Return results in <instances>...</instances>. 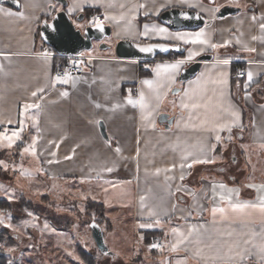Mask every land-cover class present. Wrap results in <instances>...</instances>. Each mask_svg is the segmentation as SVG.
<instances>
[{"label": "crops", "instance_id": "0c3cea01", "mask_svg": "<svg viewBox=\"0 0 264 264\" xmlns=\"http://www.w3.org/2000/svg\"><path fill=\"white\" fill-rule=\"evenodd\" d=\"M241 1L232 5L240 8L238 12L215 18L216 9L231 4L66 0L65 11L71 18L89 8L103 19L109 17L104 23L110 26L112 39L105 52H85L90 59L83 73L67 84L54 76L60 60L37 35L41 20L62 6L53 0H18L16 8L0 3V131L10 135L22 127L26 136L21 140H35L36 155L48 177L87 182L92 190L87 197L103 204L111 222L107 233L130 228L136 241L142 238L145 243V233L156 231L162 248L151 249L145 243L147 250L137 253L154 256V264H264L259 253V245L264 244V214L229 207L259 204L264 197V31L260 28L264 0ZM171 8L196 11L210 22L195 30L171 31L158 21ZM154 28L168 32L160 34ZM200 31L208 45L185 44L174 35ZM121 39L180 44L184 51L176 58L151 60L147 70L142 61L115 56L113 45ZM225 42V47L210 46ZM190 51L212 54V59L203 61L196 75L184 82L178 80L181 69L200 55L181 65L174 78L163 70L157 75L156 65L184 59ZM225 59L227 65L219 63ZM236 63L245 71L238 80L231 79ZM221 74L226 85L211 83ZM144 80H152L153 87ZM41 88L43 92L33 97ZM140 93L146 108L127 103L130 94L139 99ZM32 103L40 107L25 111L24 105ZM184 103L201 106L184 108ZM233 112L239 114V121ZM160 113L172 117L168 129L158 122ZM221 124L228 127L219 129ZM194 159L214 162L193 163ZM124 184L131 185L130 205L122 200ZM214 207L225 211L213 214ZM178 240L183 242L173 251Z\"/></svg>", "mask_w": 264, "mask_h": 264}, {"label": "rangeland", "instance_id": "374dc122", "mask_svg": "<svg viewBox=\"0 0 264 264\" xmlns=\"http://www.w3.org/2000/svg\"><path fill=\"white\" fill-rule=\"evenodd\" d=\"M215 3L241 5L242 1ZM104 43L112 47L110 37ZM107 50L94 43L89 53ZM174 90L175 87L169 97ZM22 135L26 136L23 132ZM23 142L19 140L12 147L0 143V161L4 162L0 165V214L4 220L0 224V264H90L92 260L94 264H154V256L137 254L147 248L142 238L136 241L129 227L123 233L120 228L107 233V223L95 210L86 208L87 196L92 192L87 182L48 177L40 157L32 154L33 143ZM26 147L28 152L24 151ZM130 187L124 184L122 189V200L128 205L132 203ZM91 221L100 225L103 241L112 255L96 248L88 227ZM7 224L13 227L8 228ZM9 248L14 251L9 252Z\"/></svg>", "mask_w": 264, "mask_h": 264}, {"label": "water", "instance_id": "95a60500", "mask_svg": "<svg viewBox=\"0 0 264 264\" xmlns=\"http://www.w3.org/2000/svg\"><path fill=\"white\" fill-rule=\"evenodd\" d=\"M62 6V9L52 13L51 17L41 20L39 25V37L41 41L49 46L56 55L61 57L76 56L80 53L89 52L94 43L99 44V49H107L109 46L105 45L104 39L111 34L110 26L104 24V30L92 27L90 22H87L83 13L78 14L76 17L71 18L65 11L66 0H53ZM213 3L215 0H208ZM6 3L11 7H18L17 0H0V3ZM50 9V8H49ZM240 10L239 7L232 5H223L216 11L215 18H223L232 15ZM158 21L168 27L171 31L181 30H195L202 26L208 25L210 20L206 19L202 14L190 9L171 8L163 11ZM75 23L80 25L76 26ZM53 29H56L55 31ZM153 44H163L168 50L164 51L160 48H154L152 52H141V47H146ZM184 47L180 44H171L167 42H144L139 43L131 40L121 39L113 45V52L117 58L138 60V61H151L155 60L158 56H166L170 52L182 53ZM212 54L206 53L198 56L193 62L187 63L181 69L178 80L181 82L187 81L194 77L198 72L203 61L211 60ZM176 90V89H175ZM160 124L168 129L172 123V117L168 114L160 113L157 117ZM99 130L101 135L106 139L107 134L103 122L99 121ZM91 232L92 239L96 248L107 255H112L103 241V233L100 226L91 221L88 224Z\"/></svg>", "mask_w": 264, "mask_h": 264}, {"label": "snow or ice", "instance_id": "6c2138e0", "mask_svg": "<svg viewBox=\"0 0 264 264\" xmlns=\"http://www.w3.org/2000/svg\"><path fill=\"white\" fill-rule=\"evenodd\" d=\"M18 2V0H17ZM216 11H219V9H216ZM9 15H12V13H8ZM20 15H22V13H19ZM104 19H109V17L105 16ZM253 20L256 19L255 16L252 17ZM91 26L92 27H95L97 29H99L100 31H103L104 30V24H103V21L98 18V17H94L91 21ZM79 27V26H78ZM147 25H145V28L147 29ZM260 28L262 31H264V24H261L260 25ZM54 31L56 29H53ZM153 31H156V32H159L160 34H165L168 32V29L167 28H154ZM145 35H147V32H145ZM175 38L178 39V40H182L185 44H200V45H208L209 44V41L207 39L204 38V33L203 31H200V32H196V33H175ZM253 39H256V37H253ZM228 42H225V44H211L210 46L212 48H219V47H225L227 45ZM154 48H160L164 51H167L168 48L163 45V44H153V45H148L146 47H141L140 48V51L141 52H145V53H149V52H152ZM249 51H254V49H248ZM49 55L48 53H45V56ZM81 56L84 55V53H80ZM200 55V52H192L190 51L188 56L184 59H178L176 60L175 62L173 63H165V64H158L156 65V73L157 75L159 76L161 74V70H163L165 73H167L169 75L170 78H174V75L176 72L179 71L180 69V66L183 65L184 63H186L187 61H191L195 56H198ZM83 61H81L82 63ZM219 63H222L224 65H227L229 63V61L227 59L223 60V61H220ZM65 79H63V83L67 84L68 83V80L71 79V77H69L67 75V73L65 74ZM252 76H251V73L248 74V79L251 80ZM57 80H60V77L58 76L57 77ZM199 80V78H198ZM143 84L147 85L149 88H152L153 87V81L152 80H144L142 81ZM211 83L213 84H221V85H226L228 83L226 77L224 74H221V78L220 79H215V80H211ZM131 90H129L130 92ZM37 92H43V89H38L36 92H33L32 93V96L33 97H36L37 96ZM62 96H67L68 93L67 92H62L61 93ZM42 98V97H41ZM127 103L130 104V105H137L139 104L140 107L143 109V108H146L147 107V104L145 103V97H144V94L143 93H140L139 94V99H133L131 94L127 97ZM201 105L198 104V103H192L191 105H189L188 103H184L182 104V107L184 108H193V109H196V108H199ZM40 105L39 104H36V103H32V104H25L24 105V110L27 111L28 109H31V108H39ZM97 107H99V105H97ZM22 114V113H21ZM233 117H234V120L235 121H239L240 117H239V114L236 113V112H233L231 114ZM9 123H11V121H9ZM21 124L23 123L22 121L20 122ZM225 127H228L227 125H224V124H221V125H218V128L219 129H223ZM23 131V128L21 127V129L19 131H12L10 135H8L6 133V131H0V142L2 141H6L7 142V146L8 147H12L17 141L21 140V132ZM215 139L217 141H220L221 137L219 135H217L215 137ZM34 144H35V140L33 141V145L30 146L31 148V151H32V154L35 155L36 152H35V148H34ZM214 147V146H213ZM262 147H264V145H262ZM30 149L28 147H26L24 149L25 152H28ZM117 151H119V149L117 148ZM52 155H55V153H52ZM67 158H70V157H66ZM184 159H187V157H184ZM52 161H49V163H51ZM214 160H209V159H194L193 160V163H200V164H207V163H213ZM4 162L3 161H0V165H3ZM185 165L182 163L180 165L181 168H183ZM5 167H7L5 165ZM173 167H175V165H173ZM188 167H191V164L188 165ZM108 171H111V169H108ZM181 179H183V177H181ZM123 183H128L127 181L123 182ZM221 187H224L223 185H221ZM249 187H253V185H249ZM105 191H107V189H105ZM221 200H224V196H221L220 197ZM229 207H231V209L233 211H243L245 209H248V208H253V209H258L259 212L261 214H264V197H262L260 199V202L259 204H248V203H236V204H230ZM225 211L224 208H213L212 209V212L213 214L217 213V212H221L223 213ZM28 215H32L31 213H28ZM157 223H159V221H157ZM0 224H4V220L2 218V214H0ZM6 227L8 228H12L13 226L11 224H7L5 225ZM146 225H143L141 224L140 227L143 228L145 227ZM45 227H47V225H45ZM13 231H16V229H13ZM174 233H177L178 235H180L181 237H183V233H179L177 229H173L172 230ZM183 240H178L176 244H173L172 245V250L175 251L178 247V245L180 243H182ZM245 243H250V241H245ZM0 247H2V245H0ZM151 248H157L159 247L158 244H152L150 246ZM9 252L11 251H14V249L12 248H9L8 249ZM259 253L261 255V259L262 261H264V244H261L259 245ZM238 255H240L238 253Z\"/></svg>", "mask_w": 264, "mask_h": 264}, {"label": "built area", "instance_id": "2783aa9c", "mask_svg": "<svg viewBox=\"0 0 264 264\" xmlns=\"http://www.w3.org/2000/svg\"><path fill=\"white\" fill-rule=\"evenodd\" d=\"M94 17H98L100 18L103 23H104V19L101 16L100 13L95 12V13H91L88 16V20L86 19L87 22L92 21V19ZM65 59L60 60L59 62H57L53 68V74L55 77H60V79H65V74L67 73V75L69 77L75 76V75H79L81 73H83L85 66L87 65L88 59H90L89 57L83 55L81 56L80 54L76 55V56H70V57H63ZM81 61H83L81 63ZM143 62V67L147 70H150L152 65H151V61H142ZM245 75V71L244 68L240 65V63H236L235 67L231 73V79L234 80H238L243 78ZM158 244L159 247L157 248H151L150 246L152 244ZM148 247H150L151 249H160L162 248V242L160 240H158L155 237H151L147 243Z\"/></svg>", "mask_w": 264, "mask_h": 264}, {"label": "trees", "instance_id": "16d2710c", "mask_svg": "<svg viewBox=\"0 0 264 264\" xmlns=\"http://www.w3.org/2000/svg\"><path fill=\"white\" fill-rule=\"evenodd\" d=\"M95 12H97L96 10H94V9H91V8H89V9H87V10H85L84 11V13H83V15H84V18L85 19H87L88 18V16L91 14V13H95ZM51 15L52 14H49L47 17H45V18H50L51 17ZM37 35H39V31L37 32ZM178 56H181V54H178V53H173V52H170L168 55H166V56H158V57H166V58H176V57H178ZM56 59L57 58H59V60H62V58L63 57H61V56H58V55H56L55 54V56H54ZM157 57V58H158ZM57 62H58V60H57ZM146 75H148V72L147 73H145ZM87 201V204H86V208L87 209H92V210H95V212H96V215L100 218V219H103L104 220V222H106L107 223V231L108 230H110L111 229V222H110V220L106 217V215L104 214L105 212H104V206H103V204H101L100 202H96V201H93L92 199H90V198H87L86 199ZM97 224H98V222H96ZM99 225V224H98ZM100 226V225H99ZM157 232L156 231H147L146 233H145V237H144V241H145V243H148V241H149V237L151 238V237H155V236H157ZM90 264H94V261L92 260L91 262H90Z\"/></svg>", "mask_w": 264, "mask_h": 264}, {"label": "flooded vegetation", "instance_id": "af4514ba", "mask_svg": "<svg viewBox=\"0 0 264 264\" xmlns=\"http://www.w3.org/2000/svg\"><path fill=\"white\" fill-rule=\"evenodd\" d=\"M231 5H234V4H231Z\"/></svg>", "mask_w": 264, "mask_h": 264}]
</instances>
